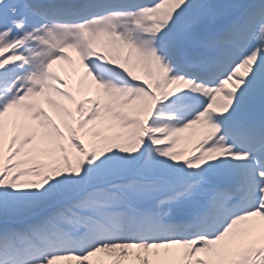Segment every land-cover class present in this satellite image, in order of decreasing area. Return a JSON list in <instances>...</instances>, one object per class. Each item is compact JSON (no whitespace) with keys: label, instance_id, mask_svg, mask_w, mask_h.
Returning a JSON list of instances; mask_svg holds the SVG:
<instances>
[{"label":"snow or ice","instance_id":"1","mask_svg":"<svg viewBox=\"0 0 264 264\" xmlns=\"http://www.w3.org/2000/svg\"><path fill=\"white\" fill-rule=\"evenodd\" d=\"M0 264H264V0H0Z\"/></svg>","mask_w":264,"mask_h":264},{"label":"bare ground","instance_id":"2","mask_svg":"<svg viewBox=\"0 0 264 264\" xmlns=\"http://www.w3.org/2000/svg\"><path fill=\"white\" fill-rule=\"evenodd\" d=\"M57 68L59 69V65L57 66Z\"/></svg>","mask_w":264,"mask_h":264}]
</instances>
